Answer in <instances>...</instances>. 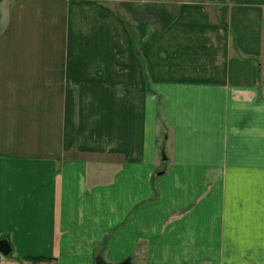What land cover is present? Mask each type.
<instances>
[{"label": "crops", "instance_id": "0c3cea01", "mask_svg": "<svg viewBox=\"0 0 264 264\" xmlns=\"http://www.w3.org/2000/svg\"><path fill=\"white\" fill-rule=\"evenodd\" d=\"M1 237L0 264H264V0H0Z\"/></svg>", "mask_w": 264, "mask_h": 264}, {"label": "rangeland", "instance_id": "374dc122", "mask_svg": "<svg viewBox=\"0 0 264 264\" xmlns=\"http://www.w3.org/2000/svg\"><path fill=\"white\" fill-rule=\"evenodd\" d=\"M157 1V0H156ZM125 10H126V16H125V18L129 21V13H131L133 16H138L139 17V14H138V12H135V11H133L134 9H133V7H125L124 8ZM131 10V12H128V10ZM129 15V16H128ZM142 15V14H141ZM164 132H161L160 133V135H159V140H158V145H160V147H161V149H162V151L164 150L165 151V153L166 154H168L169 153V147H168V145H166V144H164L165 142H164V138H162V134H163ZM171 149V148H170ZM161 154H163L162 152H161ZM166 156H168V155H166ZM166 167L164 166V167H160V169L161 170H163L162 171V173H164V169H165ZM161 173V174H162ZM160 174V172L159 173H157L156 174V177L158 176V175H161ZM1 238H3V237H1ZM236 253H237V251H236V249L234 248L232 251H225V250H223V252H222V254H221V256H222V258H224V255H228V254H232V256H235L236 255ZM261 256H260V260L261 261H263L264 262V252L263 253H261L260 254ZM247 260H249V262L250 263H252L253 261L252 260H254L253 258H252V256H249L248 257V259ZM123 262H125V260L123 261ZM122 262V263H123ZM122 263H120V264H122Z\"/></svg>", "mask_w": 264, "mask_h": 264}, {"label": "water", "instance_id": "95a60500", "mask_svg": "<svg viewBox=\"0 0 264 264\" xmlns=\"http://www.w3.org/2000/svg\"><path fill=\"white\" fill-rule=\"evenodd\" d=\"M0 253L5 257L12 253V246L9 243L8 237L0 238ZM100 264L104 263L101 262ZM122 264H131V261L128 259Z\"/></svg>", "mask_w": 264, "mask_h": 264}, {"label": "trees", "instance_id": "16d2710c", "mask_svg": "<svg viewBox=\"0 0 264 264\" xmlns=\"http://www.w3.org/2000/svg\"><path fill=\"white\" fill-rule=\"evenodd\" d=\"M40 259H41V258H36V259H34V262H35V261H39ZM125 261H126V260H125Z\"/></svg>", "mask_w": 264, "mask_h": 264}]
</instances>
